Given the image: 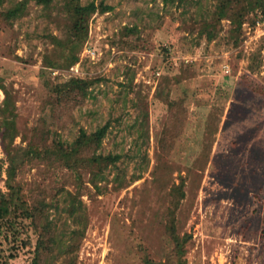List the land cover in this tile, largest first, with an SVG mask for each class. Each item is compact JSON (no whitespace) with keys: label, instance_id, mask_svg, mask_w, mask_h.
Listing matches in <instances>:
<instances>
[{"label":"rangeland","instance_id":"1","mask_svg":"<svg viewBox=\"0 0 264 264\" xmlns=\"http://www.w3.org/2000/svg\"><path fill=\"white\" fill-rule=\"evenodd\" d=\"M91 2L110 8L90 16L68 67L54 41L68 35L63 0H0V12L24 4L0 16V189L42 204L35 223L4 225L0 253L17 243L10 264L165 261L169 191L182 178L184 264H264V20L246 16L236 42L227 19L208 39L215 0H80ZM74 78L95 81L86 96L68 90ZM170 101H182L181 119ZM106 124L97 152L121 159L103 174L82 170L80 182L31 152Z\"/></svg>","mask_w":264,"mask_h":264},{"label":"trees","instance_id":"2","mask_svg":"<svg viewBox=\"0 0 264 264\" xmlns=\"http://www.w3.org/2000/svg\"><path fill=\"white\" fill-rule=\"evenodd\" d=\"M37 4L43 5L44 7H49L56 0H34ZM67 12L70 17V25L68 29V35L66 39H57L54 37V41L57 43L56 46L61 49L60 56L65 59V62L69 60L70 64L74 63L78 57L76 56L75 50L80 47L83 40L87 37L88 33V22L90 16L100 10L101 12L106 11L108 6H104L102 3L97 5L95 2H91L87 5H82L80 0H63ZM168 1V0H166ZM178 1V5H182L183 2L187 0H171ZM18 5L13 9L0 12L6 21H10L16 17L20 11L21 7ZM253 15L251 24L255 25L256 21L259 19L264 20V0H215L213 4V9L210 14L211 18L204 22V31L207 34L208 39H213L216 36L217 26L221 24L222 20L227 19L231 24V32L233 33L236 42H239V35L241 34V29L243 24L246 22L247 17ZM247 16V17H246ZM165 53H169L167 48H164ZM49 63V61H48ZM53 65V63H50ZM95 82L93 80L87 79H71L68 83V90L71 92L81 93L82 96L87 95V90L91 84ZM176 101H170V109L172 111V116L174 119H181L182 111H180V106L182 101H179L178 107H173ZM108 132V124L103 125L94 132L87 133L85 130L81 129L79 137L75 142L70 145H66L62 140H55L53 146L45 147L43 150L32 149V153L36 156L41 155L42 157H47L55 161L59 166L64 167L68 171L74 174L77 181L81 180V171L84 170L87 174H103L104 171L112 166L121 159L120 154H102L98 153L103 139L106 137ZM169 131L164 133L162 142L164 140V146L166 149L169 145L172 146V137L169 135ZM169 140V142H168ZM10 174H12L11 169H9ZM81 182V181H80ZM184 179L181 178L180 183L173 184L169 191L170 206L166 213V233L173 242V255L167 256L165 261L154 262L149 257L145 256V264H172L171 257H177L178 262L176 264H184L185 259V246L190 239V235L180 236L177 232V220L176 211L181 203V200L185 198ZM42 211L41 205L28 206L23 199L19 196L12 194L11 192H5L0 189V234L3 232L4 225L6 223H13V218L21 217L33 222H36L38 215ZM38 215V216H37ZM14 224H12V229H14ZM16 232V230L14 231ZM20 231L15 234V241H18ZM17 236V237H16ZM41 242V241H40ZM22 245H27L29 242H21ZM38 243L35 244L36 250L39 248ZM44 243H42L43 245ZM17 243L11 248V253L8 256L2 255L0 253V264H10L9 258L15 256L18 252ZM35 264H39L37 259Z\"/></svg>","mask_w":264,"mask_h":264}]
</instances>
